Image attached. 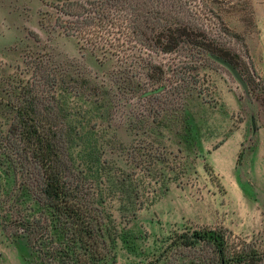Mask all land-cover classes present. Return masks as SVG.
Segmentation results:
<instances>
[{"label":"rangeland","instance_id":"rangeland-1","mask_svg":"<svg viewBox=\"0 0 264 264\" xmlns=\"http://www.w3.org/2000/svg\"><path fill=\"white\" fill-rule=\"evenodd\" d=\"M67 1L89 0H0L1 188L20 178L4 145L20 87L49 74L75 151L139 185L123 208L107 200L114 244L97 264H220L209 245L184 243L220 227L229 253L247 245L246 264H264V45L248 0H154L166 24L226 51L244 87L188 46L153 51L115 27L101 48L67 35L55 23ZM0 264L47 263L0 220Z\"/></svg>","mask_w":264,"mask_h":264},{"label":"trees","instance_id":"trees-1","mask_svg":"<svg viewBox=\"0 0 264 264\" xmlns=\"http://www.w3.org/2000/svg\"><path fill=\"white\" fill-rule=\"evenodd\" d=\"M60 13L55 23L63 32L92 47H104L101 41L115 27L153 51L168 53L188 46L195 53L216 55L236 66L226 51L206 41L198 29L180 22L166 24V13L154 0L67 1ZM46 78L53 81L49 86ZM55 85L56 80L46 74L20 87L22 97L14 104L4 143L8 162L16 168L15 176L20 171V178L14 179L10 191L1 188L0 182L1 225L10 235L23 233L43 263L97 264L107 257L108 244H114L107 200L116 199L123 208L139 198V185L122 168L105 169V160H89L88 153L75 151L52 91ZM75 89L78 92L76 85ZM199 241L211 247L219 263L235 259L246 264L257 258L256 252L250 255L244 250L247 245L229 253L222 227L196 229L184 243Z\"/></svg>","mask_w":264,"mask_h":264},{"label":"crops","instance_id":"crops-1","mask_svg":"<svg viewBox=\"0 0 264 264\" xmlns=\"http://www.w3.org/2000/svg\"><path fill=\"white\" fill-rule=\"evenodd\" d=\"M252 9L254 24L260 34L256 45H264V0H248Z\"/></svg>","mask_w":264,"mask_h":264},{"label":"water","instance_id":"water-1","mask_svg":"<svg viewBox=\"0 0 264 264\" xmlns=\"http://www.w3.org/2000/svg\"><path fill=\"white\" fill-rule=\"evenodd\" d=\"M216 61L222 63L224 66H226L230 71L231 73L235 76V78L241 83V85L244 87V83L242 81V78L241 76L239 75V73L237 72V70L235 69V67L230 64L228 61H226L225 59L221 58V57H218L216 55H213L212 56ZM220 264H225L223 261L220 262Z\"/></svg>","mask_w":264,"mask_h":264}]
</instances>
